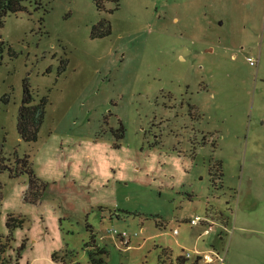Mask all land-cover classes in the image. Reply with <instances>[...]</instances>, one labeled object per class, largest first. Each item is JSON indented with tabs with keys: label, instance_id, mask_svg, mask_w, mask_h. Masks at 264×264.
Instances as JSON below:
<instances>
[{
	"label": "rangeland",
	"instance_id": "rangeland-1",
	"mask_svg": "<svg viewBox=\"0 0 264 264\" xmlns=\"http://www.w3.org/2000/svg\"><path fill=\"white\" fill-rule=\"evenodd\" d=\"M24 6L0 26V157L47 187L26 203L28 177L0 172V264H89L85 245L104 264H264V0ZM25 82L47 99L29 144Z\"/></svg>",
	"mask_w": 264,
	"mask_h": 264
},
{
	"label": "trees",
	"instance_id": "trees-1",
	"mask_svg": "<svg viewBox=\"0 0 264 264\" xmlns=\"http://www.w3.org/2000/svg\"><path fill=\"white\" fill-rule=\"evenodd\" d=\"M26 0H0V26L3 20L8 15H17L24 13L26 7L24 2ZM36 5H39V0H35ZM96 8L100 10V0H93ZM117 4V0H113ZM111 33V28L108 20L101 19L99 22L91 28L90 37L92 39H100L109 36ZM47 105V99L45 97L34 99V96L25 82L22 88V99L21 105L17 113V133L21 139L26 144L33 143L38 138L39 129L43 123L45 116V108ZM5 159L0 157V172L7 170L11 177L15 178L20 175H26L28 177V187L24 193L23 200L26 203L37 204L45 196V190L47 185L38 182L35 178L32 169L31 162L28 155H24L21 158L15 157L14 168L8 167L4 164ZM217 216V215H216ZM218 220L223 224H227V218H225L222 213H219ZM23 224L22 219H18L14 216H8L6 219V228L9 232L7 238L10 240L12 231L17 228H21ZM93 246V245H92ZM90 245H85L86 248L90 249L88 251L89 264H104V261L100 258L104 254L103 250H99L98 247H92ZM24 249V243L18 248L17 257L20 256V252ZM199 259L195 260L193 264H197ZM179 264H183L182 259H178ZM5 264H9L5 263Z\"/></svg>",
	"mask_w": 264,
	"mask_h": 264
},
{
	"label": "built area",
	"instance_id": "built-area-1",
	"mask_svg": "<svg viewBox=\"0 0 264 264\" xmlns=\"http://www.w3.org/2000/svg\"><path fill=\"white\" fill-rule=\"evenodd\" d=\"M199 222H200L199 217H196L195 219H193V220L190 221L189 223H190V225L195 226V225H197ZM205 232L207 233L208 231L205 230ZM203 258L205 259V261H206L207 263H212V262H213V259H214L215 261H217V258H213V256H210V255H206V256H204ZM222 260H223V259H220V261H222Z\"/></svg>",
	"mask_w": 264,
	"mask_h": 264
}]
</instances>
